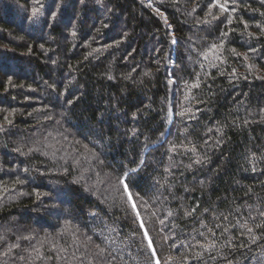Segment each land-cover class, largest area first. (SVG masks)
Here are the masks:
<instances>
[{
    "label": "trees",
    "instance_id": "1",
    "mask_svg": "<svg viewBox=\"0 0 264 264\" xmlns=\"http://www.w3.org/2000/svg\"><path fill=\"white\" fill-rule=\"evenodd\" d=\"M215 2L0 0V264H264V3Z\"/></svg>",
    "mask_w": 264,
    "mask_h": 264
},
{
    "label": "snow or ice",
    "instance_id": "2",
    "mask_svg": "<svg viewBox=\"0 0 264 264\" xmlns=\"http://www.w3.org/2000/svg\"><path fill=\"white\" fill-rule=\"evenodd\" d=\"M35 2L39 3V0H35ZM81 2H83V0H81ZM262 3H264V0H262ZM41 7H42V5H41ZM211 7H219L222 10V12L228 11V9L225 6V4H220L219 0H216V2L211 5ZM39 12H40V8H35L34 7L32 9L33 17L37 16L39 14ZM156 12L159 13L161 16H163V13L160 11V9L157 8ZM209 14H211V12H209ZM51 15H52V17L54 19L55 16H56V13L53 12ZM213 18L215 19L216 17H213ZM165 23L166 24L168 23L167 22V18H165ZM229 23H231L230 20H229ZM257 26L259 27V25H257ZM169 27H171V25H169ZM262 31H264V29H262ZM225 35H226V33H225ZM73 36H75V32H73ZM171 43L173 45L177 44V41L174 38V34H173V38L171 40ZM41 47H43V46H41ZM216 47H217V45H215V44L212 45V48H216ZM219 47L221 49H223V47H224L223 43H221L219 45ZM231 51L233 53H235V49H232ZM252 51H255V49H252ZM108 78L112 79L111 76H109ZM192 87H199V84L198 83L197 84H193ZM68 103H72V101H68ZM181 115H183V113H181ZM5 120L9 124H11V121L8 120L7 117H5ZM209 131H211V129H209ZM173 150H175V145H173ZM16 151H20V149L17 148ZM202 162H203L202 159H196L192 163L188 164L186 167L191 169L193 167V164L199 165ZM139 163L143 164L144 161L141 160ZM252 170L255 171L256 170L255 167H253ZM25 171H27V169H25ZM136 171H137L136 168H128L126 171H124L123 175L118 178V182L123 188V194L126 195V197H127V202L131 206L132 212H133V214L135 216V220L139 222V227L143 230V238L145 240H147V247L152 250V255L155 256L156 252H155V249L153 248V241H152L151 237L149 236L147 229H145L144 221L141 218L140 212H139V210L137 208L136 200L134 199L133 193H132V191H131V189L129 187V182H128L129 179H130L129 173H134ZM165 171H168V169H166ZM17 183H22V181L17 180ZM201 184H203V181H201ZM138 195L139 194L137 193V196ZM37 197H39V194H37ZM141 199H143V198L141 197ZM194 211H195V209H192L191 211H185V216L192 215V212H194ZM205 211H207V209ZM168 215L171 216L172 213L169 212ZM259 215L261 217H264V211H261L259 213ZM225 219H227V217H225ZM159 223L163 224L164 221L160 220ZM247 223H248V221H247V219H245L243 224H241L240 221H237L236 224L231 225V227L235 228V227L239 226L240 228H247V232L250 235V239H251L252 243L255 244L257 242V237L254 234V229L251 228V227H247ZM202 224H203V222H202ZM215 227L216 228H220L221 225L217 224V225H215ZM255 227L256 228H264V223L256 224ZM112 231H114V229H112ZM208 231L211 233L212 236L216 235L215 230L213 228H209ZM228 232H229V228L225 227V228H223V230L221 232V235H223L224 233H228ZM199 234L201 236L205 235L204 233H199ZM0 239H2V237H0ZM165 239H167V237ZM193 239L195 240V237H193ZM88 240L91 241L92 237H88ZM104 240H105V243L108 244L109 246L111 244L116 243L115 239L111 238V237H105ZM228 242L231 243V241H228ZM196 243L199 245V247L201 249H203V251L202 252H196L195 256L193 257L194 259H200L203 256L204 252H210V251L214 250L217 247V241L215 239H210L208 237H205V242L204 243H201L200 241H196ZM240 247L244 248V247H247V245L241 244ZM95 249H96V251L94 253V257H101L102 258L99 261V264H112V261L115 259V257H111L110 259H103L104 254L107 251L106 248L101 247L99 244H97V245H95ZM9 251H11V249ZM113 251H115V249H113ZM4 255H7V253H4ZM210 258L214 259L215 257H210ZM21 259H23V257H21ZM184 259H188V257H184ZM225 259H227V258L225 257ZM89 264H92V261H89ZM155 264H160L158 259L155 261ZM228 264H232V261L229 260Z\"/></svg>",
    "mask_w": 264,
    "mask_h": 264
},
{
    "label": "rangeland",
    "instance_id": "3",
    "mask_svg": "<svg viewBox=\"0 0 264 264\" xmlns=\"http://www.w3.org/2000/svg\"><path fill=\"white\" fill-rule=\"evenodd\" d=\"M119 251V250H118ZM122 254H124L123 252H122Z\"/></svg>",
    "mask_w": 264,
    "mask_h": 264
}]
</instances>
